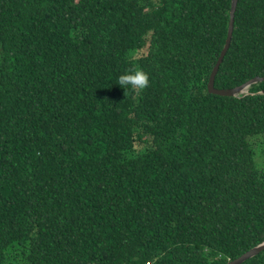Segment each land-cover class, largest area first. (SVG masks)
<instances>
[{"label":"trees","instance_id":"16d2710c","mask_svg":"<svg viewBox=\"0 0 264 264\" xmlns=\"http://www.w3.org/2000/svg\"><path fill=\"white\" fill-rule=\"evenodd\" d=\"M231 7L0 0V264H227L264 243V82L208 91ZM135 67L149 83L125 91ZM257 77L264 0H238L215 88Z\"/></svg>","mask_w":264,"mask_h":264},{"label":"water","instance_id":"95a60500","mask_svg":"<svg viewBox=\"0 0 264 264\" xmlns=\"http://www.w3.org/2000/svg\"><path fill=\"white\" fill-rule=\"evenodd\" d=\"M237 4H238V0H232V7H231V12H230V23H229V31H228V37H227V41L225 44V47L219 57V60L215 66V68L213 69L210 81H209V85H208V91L211 94L217 95V96H223V97H237L240 96L244 93H247L248 89L254 85L257 84L259 82H264V78H255L252 79L250 81H248L246 84L237 87L235 89H217L215 88V78L218 74V71L220 69V66L226 56L227 51L230 48V44L232 42V38H233V33H234V27H235V13H236V9H237ZM264 251V243H262L261 245L253 248L252 250L248 251L247 253H245L244 255H242L240 258L231 261L227 264H243L246 261H248L249 259H252L256 256H258L260 253H262Z\"/></svg>","mask_w":264,"mask_h":264},{"label":"clouds","instance_id":"9594fccd","mask_svg":"<svg viewBox=\"0 0 264 264\" xmlns=\"http://www.w3.org/2000/svg\"><path fill=\"white\" fill-rule=\"evenodd\" d=\"M148 83V75L138 67L125 71L120 74L116 80V84L125 91L143 89L148 85Z\"/></svg>","mask_w":264,"mask_h":264}]
</instances>
